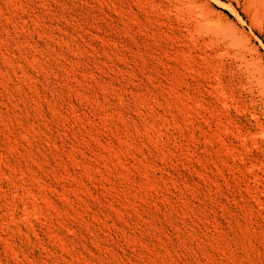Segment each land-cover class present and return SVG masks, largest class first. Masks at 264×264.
Wrapping results in <instances>:
<instances>
[{
  "label": "rangeland",
  "instance_id": "1",
  "mask_svg": "<svg viewBox=\"0 0 264 264\" xmlns=\"http://www.w3.org/2000/svg\"><path fill=\"white\" fill-rule=\"evenodd\" d=\"M191 1L0 0V264H264V0Z\"/></svg>",
  "mask_w": 264,
  "mask_h": 264
},
{
  "label": "bare ground",
  "instance_id": "2",
  "mask_svg": "<svg viewBox=\"0 0 264 264\" xmlns=\"http://www.w3.org/2000/svg\"><path fill=\"white\" fill-rule=\"evenodd\" d=\"M187 1H189V2H188V5H189V6H188V9L192 10L193 7H195L194 2H192L191 0H187ZM253 1H254V0H253ZM260 1H261V0H260ZM180 3H181V2H180ZM184 3H187V2H184ZM262 3H263V2H262ZM260 4H261V3L258 4V7L260 6ZM263 5H264V3H263ZM199 6H200V5H199ZM191 8H192V9H191ZM194 9H196V8H194ZM194 9L192 10V12H194ZM206 9H207V8H206ZM206 9H205V11H206L205 13L208 14L207 17H209V16H210V15H209V11H210V10H208V9L206 10ZM195 11H196V10H195ZM203 11H204V9H203ZM207 11H208V12H207ZM210 12H211V11H210ZM198 13H199V12H198ZM205 13H204V14H205ZM201 14H202V15H201ZM201 14H200L201 16L204 15L203 12H201ZM206 14H205V16H206ZM210 14H211V13H210ZM195 15H196V16H195ZM195 15H194V16H195V18H196V17H197V14H195ZM200 15L198 14V16H200ZM205 16L203 17V18H205V19H201L202 17H200L201 20H200L199 18H197V19H196V21H197L196 23H198L197 25L200 24L201 26H204V27L207 26L205 29H208V25H209V23H210V22H213L214 20L211 19L210 22H208V21L206 22L207 17H205ZM194 20H195V19H194ZM207 20H209V19H207ZM204 21H205V23H204ZM206 23H207V24H206ZM205 24H206V25H205ZM211 26H212V25H211ZM213 26H214V25H213ZM213 26H212V27H213ZM215 28L217 29V27H215ZM215 28H214V29H215ZM211 31H213V29H212ZM214 32H215V31H214ZM212 33H213V32H212ZM242 64H244V66H245V70L248 69V66H249V65H248V62H247V61L243 60ZM245 70H244V71H245ZM247 71H248V72H247ZM246 72H247V73H250L249 70H246ZM261 88H262L263 91H264V86H263V85L261 86ZM263 102H264V101H263ZM252 116H253V118L256 120L257 127L260 129V134H261V133L264 131V118H262V116H260V115L258 116V114H257L256 111L252 114Z\"/></svg>",
  "mask_w": 264,
  "mask_h": 264
}]
</instances>
